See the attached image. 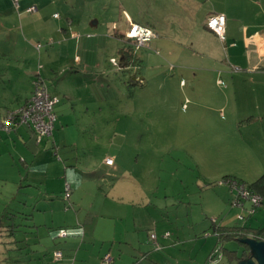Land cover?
<instances>
[{"label": "crops", "instance_id": "0c3cea01", "mask_svg": "<svg viewBox=\"0 0 264 264\" xmlns=\"http://www.w3.org/2000/svg\"><path fill=\"white\" fill-rule=\"evenodd\" d=\"M29 7L34 9L27 11ZM55 13L59 17H55ZM215 13L223 14L226 19L224 41L206 26L207 18ZM133 23L153 29L156 37L149 41L148 48L159 46L169 58L183 54L190 57L188 67L179 73L187 76V84L192 89L201 80L209 85L210 99H206L209 104L204 101L202 104L208 113L203 118L213 127H219L221 136L217 142L223 150L216 157L217 153L214 155L206 141L211 137H205L211 149L207 150L209 156L205 158L208 164L225 158V166H235L249 173L254 171L247 178L253 182L264 171V0H18L17 7L13 0H0V53L16 59L15 63L20 67H13L17 82L0 93V115L29 98L32 81L38 74L42 78L46 75L40 71L46 66L49 67L46 69L49 83L43 79L48 91L60 98L54 106L56 121L52 136L37 141L33 130L24 124L9 132L0 131V183L8 181L6 175L9 173L19 175L20 171L14 166L15 157L23 167L32 164L38 168L26 174L30 186L28 199L32 203L28 212L31 209V213L24 214L25 206L17 194H12L8 200L4 194L0 200L1 223L7 224L5 217L15 219L26 215L37 221L38 216L48 217L49 214L50 222L44 220L43 224L52 226L49 228L54 236L51 241L47 236L48 227L33 223L30 227H34L37 234L32 242L22 244L15 238L13 242L8 238V242L0 243V264H160L157 257H152L151 234L155 233L160 247L172 244L168 229L161 232L158 241L157 223L149 218L148 212L145 213V224L140 229H132L127 223L119 227L118 218L105 216L101 210L94 209L95 201L84 195L83 187L89 188L91 183L101 185L105 177L95 175L91 179H80L73 171L71 183L65 180L63 184L60 175L55 174L61 166L60 161L49 155L54 149L60 151L68 163L94 165V157L84 161L83 157L74 155L77 153L73 143L72 146L64 145L69 132L76 126L83 129L84 123L92 125L99 118L102 120L106 108L114 116H120L121 111L124 115L131 112V105L118 110L119 101L111 92V86L117 85L115 78L120 71L127 69L119 66V53L129 46L125 34ZM36 42L43 45L39 47ZM52 42L58 44L51 45ZM169 42H175L179 49L176 51ZM114 52L118 53L119 59L112 56ZM144 53L147 64L150 58L155 59L149 52ZM142 54L137 56L144 63ZM106 57L115 58L119 67L109 61V66L114 69H105ZM196 59H201L203 64L197 63ZM25 63L31 65L30 71H23ZM11 67L10 64L6 66V74L12 72ZM234 67L240 70H234ZM147 72L146 67L143 68L138 75L142 83L135 81L133 76L132 84L143 85L145 79L151 78ZM159 74L164 82L175 81L163 76V69ZM19 76L27 88L18 83ZM7 79L10 83L13 81V78ZM179 83L186 86L184 79ZM78 137L82 139L84 133L81 131ZM59 144L63 146L58 148ZM106 157L108 155L102 158L100 166L109 175V170H117L119 164L116 165V157L111 165L106 164ZM7 170L10 172L6 174ZM247 175L231 177L244 182L241 178ZM67 184L69 200L63 198ZM111 185L113 189L115 184ZM226 187L225 191L230 192ZM50 192L59 195H50ZM97 195L101 198L102 208H113L111 198H106L99 190ZM231 198L229 196L230 207L235 211L232 215V209H229L218 224L215 218L208 220L214 232L220 227H238L248 233L245 228L261 227H252V224L249 227L237 220L244 221L249 204L244 202L237 206ZM204 209L202 211L206 213L207 209ZM110 214L113 213L110 211ZM132 219L135 224V214ZM203 220L205 228L207 221L206 218ZM192 227L195 228V223ZM61 228L70 234L58 236L57 230ZM14 231L11 230L13 234ZM166 232L169 235L165 236ZM192 233L195 236V230ZM57 250L62 252L59 259L54 257ZM106 254L111 257L109 262L103 261Z\"/></svg>", "mask_w": 264, "mask_h": 264}, {"label": "rangeland", "instance_id": "374dc122", "mask_svg": "<svg viewBox=\"0 0 264 264\" xmlns=\"http://www.w3.org/2000/svg\"><path fill=\"white\" fill-rule=\"evenodd\" d=\"M36 43L39 47L43 45L42 42ZM53 43L51 45L58 44ZM169 44L174 49H179L175 42H169ZM148 45L149 42L137 47L136 54L141 55L143 52H149L152 57L155 56V59L150 58V62L147 64L144 57L146 54H142L141 59L144 60V63L139 62L136 67L130 66L126 70L120 71V74L115 78L117 85L111 86V92L119 101L118 110L121 111L131 105V112L124 115L121 111L120 116H114L109 114L107 112L109 108H106L102 120L99 118L92 125L84 123L83 129L76 126L67 136L64 145L72 146L73 143L72 147L77 153L74 154L76 157H83L84 161L88 157H94L95 164L68 163L64 156H61L60 151L57 152L54 149L49 152V155L60 161L61 166L59 170L55 171V174H59L63 182L67 180L71 183L73 171L80 179H91L95 175L105 177L103 180L105 182L98 185L100 188L95 186V183L89 184V188L88 186L83 187L86 190L84 195L95 201L94 209L101 210L105 216L118 218L116 221L119 227H123L127 223L132 229L134 227L140 229L145 224L147 219L145 213L148 212L151 215L149 218L157 223V231L154 229L153 231L157 233L159 242L161 232L168 229L171 232L169 238L172 240L170 247L164 246L159 249L153 247V254L151 253L154 259L155 257L159 259L160 264H206L208 253L219 241L212 226L208 224L211 217L215 218L218 224L221 218H225L228 214L229 209H232L230 215L235 212L230 207L229 199V196H232L231 200L233 199L234 193L225 191L226 185L219 184V182L225 176L237 177L238 174H249L241 178L246 181L245 184L249 187L253 181H248L247 178H250L254 171L249 173V171L238 169L235 166H225V158L208 164V160L205 159L209 156L207 150L211 151L212 149L214 155L217 153L216 157L223 150L217 142L221 136L219 127H213L203 118V115L208 113L203 109L202 104H209V101H206V99H210L209 85L205 83V80L204 82L201 80L199 84L197 83V87L192 89L187 84L189 80L187 76L179 73L181 69L188 67L189 56L183 54V56L169 58L159 46L148 48ZM42 51L44 50L42 49ZM112 56L119 59L116 52ZM37 59L38 55L35 56V65ZM111 59L106 57L105 63V69L110 71L114 69L109 66ZM43 60H46V57ZM196 61L203 64L201 59H196ZM15 62L16 59L13 57H5L0 53V93L11 89V85L17 82V74L13 73V67H20ZM8 64L12 66L10 74H6L5 68ZM145 67L148 71L147 76L151 78L145 79L143 85L132 84V77L139 75ZM46 69L49 67L41 68L40 71L41 74H46L43 75V78L48 84ZM162 69L163 76H169L175 81L164 82L159 74ZM30 70L31 65L25 63L23 71ZM156 72L158 73L155 74ZM7 78H13V81L10 83ZM19 79L18 83L27 88L22 76H19ZM181 79L185 80L186 86L180 85ZM210 87L213 91V87ZM108 89L107 85L106 90L108 91ZM193 90H195L194 93ZM182 104L184 105L181 108ZM81 131L85 136L82 139L78 137ZM205 137H211V139H206L211 149L207 146ZM60 146L63 145L59 144L58 148ZM9 150L7 146L6 152ZM88 150H90L89 153ZM106 155L112 159L116 157V165L119 164L117 170H109V175H106V169L100 166L102 158ZM58 156L61 157L58 158ZM14 166L20 173L12 175V173L7 174L10 170L6 171L8 181L6 179L0 183V200L4 194L7 195V200L12 194H17L20 197V202L25 206L24 214L31 213V209L28 212L32 203L28 199L30 186H28L26 174L29 170L36 171L38 168L32 164L30 167H23L17 157H15ZM19 183L22 184V187L18 186ZM112 183L115 184L113 189H111ZM98 190L103 195L105 194L106 198H111L114 201L112 209L101 207L99 203L101 198L98 195L95 196ZM49 194L59 195L54 192ZM204 208L207 209L206 213L202 211ZM248 209L250 210V208ZM110 211L113 214H110ZM133 214L136 216L135 224L132 219ZM49 216V214L48 217L46 215L41 218L38 216L37 221L26 215L15 219L5 217L4 222L7 223L5 225L1 223L2 218L0 217V243L8 242L9 239L13 242L14 238L22 244L32 242L37 234L35 228L30 227L33 223L40 224L39 226L42 228L48 227L47 236L52 241L54 239L53 230L49 228L52 226L43 224L44 220L50 222ZM244 216L246 217L244 221L236 219L249 227L250 224L252 227L264 225V206L254 209L252 213L244 212ZM205 218L207 222L204 228L203 219ZM107 220L113 221L110 218ZM193 223H195V228L192 227ZM13 229L15 230L14 234L11 232ZM194 230L195 236H192ZM222 244L224 259L221 264H229L230 252H236L237 256L244 253V249L236 240L223 239Z\"/></svg>", "mask_w": 264, "mask_h": 264}, {"label": "built area", "instance_id": "2783aa9c", "mask_svg": "<svg viewBox=\"0 0 264 264\" xmlns=\"http://www.w3.org/2000/svg\"><path fill=\"white\" fill-rule=\"evenodd\" d=\"M14 6H18V0H13ZM34 7H29L27 11H32ZM55 17H59L57 13ZM225 16L220 13H215L207 18V27L212 30L216 36L221 40H225ZM154 31L143 25L133 23L129 25V28L125 34L126 38L133 41L135 48L145 45L152 38L155 37ZM38 48V47H37ZM77 59V57L75 58ZM111 62L118 66V62L115 58L111 59ZM119 67V66H118ZM234 70H240L239 67H234ZM60 100L59 96L51 95L48 91V87L40 74L36 75L32 81V91L29 98L20 106L6 110L5 113L0 115V131H11L18 127V125L24 124L29 126L39 141L44 137L52 136L54 123L56 121V115L54 112V106ZM113 162L111 157L105 158V163L111 165ZM219 184L228 186L229 191L234 193L232 203L237 206H242L244 202H248V213L254 212V209L264 205V197L260 194L253 192L247 187L244 182H239L233 178H223ZM66 196L70 193V187L67 184L64 188ZM70 233L66 230H60L58 236L65 237ZM169 235L168 232L165 236ZM154 247L160 248L159 243L156 241L155 233L151 234ZM219 252L218 248L214 249L212 255H210L208 261L210 264L218 262V257H215V253ZM62 256V252L57 250L54 252V257L59 259ZM111 257L106 254L103 257L104 262H109Z\"/></svg>", "mask_w": 264, "mask_h": 264}, {"label": "trees", "instance_id": "16d2710c", "mask_svg": "<svg viewBox=\"0 0 264 264\" xmlns=\"http://www.w3.org/2000/svg\"><path fill=\"white\" fill-rule=\"evenodd\" d=\"M225 24H226V22H225ZM206 26H207V24H206ZM225 27H226V25H225ZM225 38H226V31H225ZM119 55H120V62H121L119 65L120 68H129L130 66L136 67V65H138V63L140 62L139 61L140 59L136 54V48L134 46V43L131 40H129V46L128 47L120 50ZM134 78H135V81L138 80L137 81L138 83H142V79L140 77H138V75ZM54 125H55V123H54ZM53 130H54V128H53ZM52 134H53V132H52ZM224 178L235 179L234 177H231V176H225ZM236 180H238V179H236ZM238 181L242 182L241 180H238ZM248 188L251 189L253 192L258 193L262 197H264V173H262L252 184H250ZM69 195H70V193L66 196L65 191H64L63 198L68 199ZM245 229H248V233L243 231V229L242 230L239 229L238 227H220V228H218L215 231V233L219 237V241L217 242V245L214 248H212L211 251L208 253L206 264H210L208 259H209L210 255L213 254L215 248H218V250H219V252L215 253V257L219 256L218 262L215 264H221V261L224 259L223 244H222L223 239L236 240L240 244V246L244 249V253L241 256H237L236 252H230V255L228 256L229 264H235L241 259L248 258V256L250 255L249 248L246 245L242 244L239 241V239L241 237H246L248 235H251V236L256 237V238H264V226L258 227L257 229H255V228H245ZM60 230H66V229L61 228V229H58L57 231H60ZM68 232H70V231H68ZM249 232H251V233H249Z\"/></svg>", "mask_w": 264, "mask_h": 264}, {"label": "water", "instance_id": "95a60500", "mask_svg": "<svg viewBox=\"0 0 264 264\" xmlns=\"http://www.w3.org/2000/svg\"><path fill=\"white\" fill-rule=\"evenodd\" d=\"M239 241L249 248L250 255L235 264H264V238L246 236Z\"/></svg>", "mask_w": 264, "mask_h": 264}, {"label": "clouds", "instance_id": "9594fccd", "mask_svg": "<svg viewBox=\"0 0 264 264\" xmlns=\"http://www.w3.org/2000/svg\"><path fill=\"white\" fill-rule=\"evenodd\" d=\"M206 22H207V21H206ZM211 31H212V30H211ZM125 39L130 40V39L126 38V36H125ZM262 206H264V205H262ZM260 207H261V206H260ZM248 236L253 237V236H251V235H248Z\"/></svg>", "mask_w": 264, "mask_h": 264}]
</instances>
